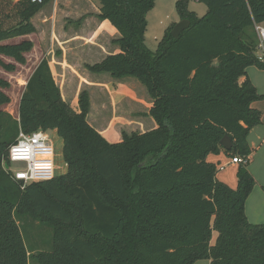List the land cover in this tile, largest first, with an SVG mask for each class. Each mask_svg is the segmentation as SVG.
<instances>
[{
	"label": "trees",
	"instance_id": "trees-1",
	"mask_svg": "<svg viewBox=\"0 0 264 264\" xmlns=\"http://www.w3.org/2000/svg\"><path fill=\"white\" fill-rule=\"evenodd\" d=\"M53 1L0 0L5 70L16 66L1 55L25 64L34 46L5 41L34 33L33 17ZM199 1L208 6L204 17L188 0L177 1L180 20L190 25L178 38L171 25L152 51L145 34L155 0H99L97 17L118 30L119 52L86 68L143 83L153 99L152 130L124 131L120 142H109L87 119L88 90L78 106L64 100L47 58L26 84L17 120L1 109L10 83L0 77V264H264V223H251L245 212L257 184L250 159L239 164L235 189L218 180V165L208 160L224 150L226 135L230 157L253 152L248 136L262 123L253 103L264 95L247 69H264L255 28L264 24V0ZM20 129L56 130L67 173L22 188L2 164H11ZM23 221L50 228L52 237L30 245Z\"/></svg>",
	"mask_w": 264,
	"mask_h": 264
},
{
	"label": "rangeland",
	"instance_id": "rangeland-1",
	"mask_svg": "<svg viewBox=\"0 0 264 264\" xmlns=\"http://www.w3.org/2000/svg\"><path fill=\"white\" fill-rule=\"evenodd\" d=\"M55 1V0H54ZM79 4L71 5V7L80 8L81 15L78 18H74L75 15L65 11L69 8V5L60 6V1L56 3L51 2L42 8L32 19L33 24L36 27V31L27 36L16 37L13 39L6 40L7 43H18L24 39H30L34 46L33 49L26 53V63L20 64L16 62L13 58L1 55L5 62L14 63L16 69L14 71H7L0 66V77L8 80L10 86L5 89V93L10 97V102L1 107L2 110L9 112L15 118L18 117L19 110V99L24 89V85L31 74V67L37 63L40 59L47 58L51 60L53 56H60L64 52L62 46L72 45V40L68 38L70 30L79 31L82 30L85 36L82 37V42H93L92 38L96 27L94 19L87 20L89 17L95 16V8L99 7V0H78ZM178 0H155L154 6L147 13V31L145 34V43L149 49L156 51L159 42L162 40L166 30L173 24L180 21V16L177 12L176 3ZM82 2V3H81ZM84 9V11H83ZM188 9L193 11L197 16L204 17L208 13V6L206 3L199 0H188ZM85 13V14H84ZM72 16V17H71ZM87 18V19H86ZM94 25V26H93ZM119 36V33L116 35ZM116 37V38H117ZM97 38V37H96ZM114 39L104 41L103 38L99 39L100 43L107 44L111 47L108 52L113 53V47L116 45L113 43ZM75 45H72V48ZM86 58L82 60V68H85L87 62L97 61V57L85 56ZM40 58V59H39ZM135 82H139L142 88L145 90L141 99H148L150 102L151 96L148 93L147 87L141 83L138 79L134 78ZM126 90L123 89L124 93ZM141 94V93H140ZM99 92L97 98L93 99L92 111L90 108V121L93 125L99 124V128L102 130H107L111 134L122 135V132H127L129 134L133 132H142L143 128V118L149 117L147 113V107L144 102L134 106L133 103L127 101L129 94H121L126 100L119 98V101L115 107L112 98L107 99L101 96ZM120 97V96H119ZM18 108V110H17ZM151 117V116H150ZM152 118V117H151ZM49 135L50 141L53 145L54 150V164H55V176H61L67 173V164L64 158L63 152V139L58 134L56 130L50 129L46 131ZM10 168L13 171L16 170H26V164L23 162H12ZM239 169V167H238ZM218 171H220L218 169ZM222 172V171H221ZM21 230L25 236V240L30 245L37 244L39 240H48L52 237V230L48 227H43L39 225L38 222L33 223V226L23 221L21 224ZM217 233L213 234V243ZM44 249V245L40 247ZM210 260H200L196 264H210ZM35 262V261H34ZM33 264V262H32Z\"/></svg>",
	"mask_w": 264,
	"mask_h": 264
},
{
	"label": "crops",
	"instance_id": "crops-1",
	"mask_svg": "<svg viewBox=\"0 0 264 264\" xmlns=\"http://www.w3.org/2000/svg\"><path fill=\"white\" fill-rule=\"evenodd\" d=\"M59 1H60L59 7L69 5V8H66L65 11L75 15L74 17L75 19L81 15L80 14L82 10L81 6H79L80 8L78 9L75 8L74 6L71 7V5L79 4L78 0H55L53 2L56 3V7H57V2ZM85 1L86 0H83V2ZM99 13H100V8L96 7L95 16L89 17L88 19L86 18L87 20L94 19L96 21L94 23L96 30L92 38L93 42H82V37L85 36L83 33H81L82 30L79 31L70 30L69 35H67V37L68 38L70 37V40L74 39L71 42L73 46L75 45V47L71 49L72 48L71 44L70 45L68 44L65 47L62 46L64 49L62 55L53 56L51 60H49L56 82L60 86L62 96L64 100L71 103L73 106H78L79 94L81 93L82 90L86 89L88 90L90 95L91 111H92L93 99L95 98V96L97 98L100 97L97 96L99 92L102 94L101 96L104 98L107 99L112 98L115 107L119 101H123V100H119V98L124 100L127 99L124 98V96H121V94H125L126 92L127 94H129V98L127 99V101L131 102V104L133 103L134 106L136 105L139 106V104H141L140 102H144L146 106H142V107L143 108L147 107V113L149 115L150 108L153 104V99L150 97V99L152 100L151 102L149 98L146 100L141 99L142 98L141 96H143L142 93L145 92V90L142 88L139 82L137 83L133 81L135 80L134 78L130 77L124 79H115L109 73H93L86 68V65L85 68H82L81 66L82 60L86 58L85 56L97 57L98 58L97 61L87 62V64H95L101 62L108 55L119 52V47L115 43L114 44L116 45V47H113L114 51L113 53H111L108 52V50L111 47H108L107 44L100 43L98 41V38L99 39L103 38L104 41H108L110 39H116L117 37L116 35L118 33V30L108 20L101 21L100 19H98L97 15ZM41 61L42 59L37 61V63H35V65L31 67V74L24 85L23 92L26 88V84L29 78L31 77L34 70ZM247 73L250 80L256 86L258 92L264 95V69H259L255 66H252L247 69ZM245 79H246L245 76L241 77L240 82H243ZM123 89L126 90L124 93H122ZM149 96L150 95H148V97ZM20 99H19V103H20ZM136 100L140 102L138 103ZM253 107H255L256 109L262 112V123L254 127L248 136V142L253 151L249 157L250 164L248 165V169L255 177L257 184L253 188L251 194L249 195L245 203V212L251 223L263 224L264 223V190H263L264 187V99L255 101L253 103ZM91 111L89 112L87 117L89 123L95 129H97L109 142L112 143L120 142L122 140V135L116 137L117 135L111 134L107 132V130H102L101 129L102 127L99 128V124H95V125L92 124V122L90 121ZM16 119L19 120V110H18V117H16ZM143 121H145V123H143L144 130L139 133H144L146 131L152 130L157 127L156 121L150 116L147 118L145 116V118H143ZM232 158L233 157H230L225 152V148H224V150L221 151L219 154L209 155L208 160L218 165V168L220 170L218 171L217 174L218 180L226 183L231 188L235 189L237 188V184H238L237 173H238L239 164L231 163ZM221 166H224V168L220 169ZM208 263L211 264L210 261H208ZM33 264L36 263L33 262Z\"/></svg>",
	"mask_w": 264,
	"mask_h": 264
},
{
	"label": "built area",
	"instance_id": "built-area-1",
	"mask_svg": "<svg viewBox=\"0 0 264 264\" xmlns=\"http://www.w3.org/2000/svg\"><path fill=\"white\" fill-rule=\"evenodd\" d=\"M42 2V0H32ZM259 36L257 56L264 62V24H256ZM250 158L235 156L231 163H246ZM8 160L12 162H23L26 170L13 171L7 160H3V168L16 181H22L23 186L34 181L51 180L55 177L54 150L49 135L44 130L26 133L20 129L16 141L10 146ZM221 166L220 169H223Z\"/></svg>",
	"mask_w": 264,
	"mask_h": 264
},
{
	"label": "water",
	"instance_id": "water-1",
	"mask_svg": "<svg viewBox=\"0 0 264 264\" xmlns=\"http://www.w3.org/2000/svg\"><path fill=\"white\" fill-rule=\"evenodd\" d=\"M190 22L189 20L183 19L180 20L178 23H176L173 27V29L171 30V34L175 37L178 38L180 36V34L189 27ZM222 145L225 149L230 150L233 147V143L231 138L226 135L223 139H222Z\"/></svg>",
	"mask_w": 264,
	"mask_h": 264
}]
</instances>
